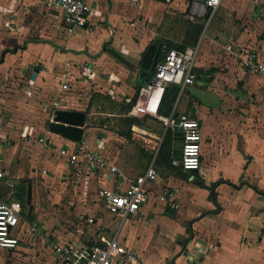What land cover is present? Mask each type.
Instances as JSON below:
<instances>
[{"label": "crops", "instance_id": "obj_1", "mask_svg": "<svg viewBox=\"0 0 264 264\" xmlns=\"http://www.w3.org/2000/svg\"><path fill=\"white\" fill-rule=\"evenodd\" d=\"M87 3L90 7L87 25L70 32L61 21L59 9L56 8L57 15L46 12L49 7L54 10L48 0H0V71L7 76L15 75V71L18 75H28L34 88L21 92L16 89L14 108L19 107L20 114L15 112L7 123L0 117L3 122L0 136H7L11 130L7 125L13 126L21 117L18 120L29 124L24 126L22 136L41 133L46 140L22 142L34 148L28 151L25 150L28 147L20 148L24 155L19 154L23 158L17 173L26 174L22 166L27 159L25 164L29 160L45 165L41 168L43 177L58 176L67 181L81 169L86 174L82 193L71 198L72 225H60L56 218L55 221L43 219L40 223L24 219L19 246L0 247V250L12 258L19 257L23 251L36 253L34 247L23 245L31 237L30 243L38 240L50 247L51 264H61L53 250L54 242L105 235L116 236L134 248L140 255V264H264V76L244 70L234 54L252 51L264 61L261 38L264 0L259 3L221 0L214 14L209 12L205 0H87ZM167 17H179V20L173 26ZM162 21V28L167 29L170 24L168 36L158 31ZM197 21L203 22L204 28L198 41L186 46L198 47L195 69L199 76L194 84L186 86L183 92L180 90L174 105L176 113H192L195 108V117L201 122V162L196 169L186 170L155 163L166 129L154 151L151 131L146 126L142 129L135 126L134 132L126 137L120 133L127 128L122 122V128L117 127L115 133L97 121L99 117L116 114L108 102L121 110V103L129 102L137 88L140 90L151 79L155 65L152 70L142 66L149 46H156L158 57L166 45L161 42L185 43L189 22ZM182 24H186L184 32L180 31ZM228 36L231 42L225 45V55L217 46ZM15 46L18 47L12 52ZM223 63L225 66L219 68ZM65 78L70 82L67 89L62 88ZM36 92L39 96L47 92L56 94L51 101L53 111L59 97L63 98L59 108L87 113L81 141L52 132L42 123L34 124L37 115L25 99L32 100L38 96ZM88 92L91 94L88 103L82 107L79 98ZM184 95L186 99L180 107ZM100 106H104L100 114L105 116H99ZM127 115L143 116L128 112ZM153 125L148 124L149 128ZM135 139L138 144L133 143ZM182 143L181 134L175 139V147L179 146L180 151ZM101 144H105L104 152L117 167L116 173L90 170L82 160L71 164L60 151L52 149L70 146L76 150H96ZM6 151L10 157L14 152L11 145L0 144V153ZM142 151L144 161L140 167H134ZM153 161L159 178L148 183L147 202L126 218L108 211L101 190H127L132 180ZM2 171L9 180L6 174L10 170ZM29 173L26 177L30 180L37 175L32 168ZM219 180L225 181L213 187ZM167 184L172 193L162 198ZM53 187L54 195H61L58 187ZM54 195L48 197L54 199ZM88 216H94L95 225L92 231H82L85 227L81 218ZM35 223L40 224V230L32 233L29 225ZM1 259L0 256V262ZM33 260L37 262L38 258Z\"/></svg>", "mask_w": 264, "mask_h": 264}, {"label": "built area", "instance_id": "obj_2", "mask_svg": "<svg viewBox=\"0 0 264 264\" xmlns=\"http://www.w3.org/2000/svg\"><path fill=\"white\" fill-rule=\"evenodd\" d=\"M54 8L60 10L61 21L65 23L67 30L73 32L74 28L87 25L89 5L87 0H48ZM259 3L260 0H254ZM205 4L211 14H214L221 0H205ZM199 50L197 46H186L183 49L167 48L162 46V56L155 63L154 73L148 82L140 87L139 99L128 111L131 115L154 116L163 120L167 126L178 129L182 134V148L179 157L172 160L175 166H181L186 170L196 169L201 162L202 129L201 122L189 112L174 110L170 116L159 113L169 84L181 86V92L188 85L194 84L198 79L196 72V60ZM244 70L264 76V61L256 53L245 51L241 55V64ZM69 79L65 78L62 88L70 86ZM63 98L54 102V111L62 105ZM24 138L29 141L44 142L45 137L41 133H25ZM99 149V150H98ZM96 150H76L70 146L60 149L61 155L67 157L69 163L75 164L83 161L88 164L90 170L106 171L107 174L116 173L117 167L112 164L110 158L104 152L105 144L99 145ZM82 158V159H81ZM111 172V173H110ZM0 177L4 172L0 170ZM159 178V172L153 162L143 173L132 180L129 188L118 192L102 189L101 197L104 207L122 218L136 213L149 199L148 183ZM170 185H165L162 198L172 193ZM23 203L16 199H8L0 194V247L15 249L21 243V222L23 218ZM84 229L92 231L95 225L94 216L81 218ZM32 232L40 230L35 224L29 225ZM24 230V229H23ZM96 232V231H95ZM94 232V234H95ZM53 250L59 256L61 264H140L139 253L130 246L122 243L116 236L101 235L98 238L86 240H67L53 243Z\"/></svg>", "mask_w": 264, "mask_h": 264}, {"label": "rangeland", "instance_id": "obj_3", "mask_svg": "<svg viewBox=\"0 0 264 264\" xmlns=\"http://www.w3.org/2000/svg\"><path fill=\"white\" fill-rule=\"evenodd\" d=\"M47 13H54L57 15L58 11L56 10V8L51 9L50 7L46 10ZM166 13H168V10L166 11ZM169 14V13H168ZM209 16H211L209 14ZM208 16V17H209ZM216 17V14H215ZM264 18V17H263ZM47 20V19H46ZM179 20L178 18H168L167 17V21L168 22H172L173 26L176 23V21ZM208 20V18H207ZM206 20V21H207ZM48 22V21H47ZM167 23V22H166ZM158 24V23H157ZM156 24V25H157ZM162 24V25H161ZM163 21L162 23H160L158 25V31L159 33H163L164 35H169V31H167L169 29L170 24L168 23V27L166 28H162L161 26H163ZM186 27V24H182L181 26V32H184V28ZM178 30V29H177ZM176 30V31H177ZM179 31V30H178ZM163 35V36H164ZM161 38H164V37ZM221 43L217 46V48L223 52L226 55V49H225V45L229 42H231L230 37H226L225 39L220 41ZM238 49V48H237ZM239 51V50H236ZM240 52V53H239ZM238 53H234L236 54V56L234 54H232L233 56H235L237 58V61L239 63V65L241 64V54L242 52L239 51ZM200 53V52H199ZM230 56V55H229ZM221 67L225 66V63L219 65ZM15 75H9L7 76V74H4V72L1 70L0 71V117L6 119L7 120L14 115V113L16 112L17 115L20 114V108L16 107L17 109H15V105H16V100H17V96L16 94L18 93L16 91V89H18L19 92L21 91H28L31 88V82H29L30 77L27 75H18V71H15ZM35 95H38L39 93L36 92L34 93ZM90 92H88V94L84 97H80L79 98V102H82V107L85 106L88 103V99L90 96ZM27 96V95H26ZM25 96V97H26ZM56 96L55 93H49L47 92L44 93L43 96H35L32 100L28 99V97L25 99L26 102L31 103L32 104V109L34 114L37 115L36 119L33 121L34 124H41L42 126H44L46 129L48 128V124L51 120V113L53 111L52 108V104L51 101L52 99ZM186 96L184 95L180 104V107L184 105L185 102V98ZM43 102H47V106L43 105ZM105 102V101H103ZM80 105V103H79ZM81 106V105H80ZM108 106L111 107L110 109H113L112 111H114L116 114H113L112 116H108V117H99V121H97V123L99 124H106L111 131L118 133L117 127L122 128L121 126V120L120 117L124 114L123 112H121L122 110H120V107L118 106H111L110 102H108ZM104 110V106H100L97 108V111H99V116H105L103 114H100V111ZM147 116V115H143L142 117ZM21 118V117H20ZM17 118V123H13L12 125H7L9 126V128L11 129L10 131H6L8 133L7 136H0V144H8L11 145V147L13 148V153L11 154L12 156H7L8 151H6L5 154L0 153V169L4 170V168H7L10 170V172L8 174H6L7 177H9L10 179L13 180H20L19 183H14V182H9V181H5L3 182L2 188H1V194L8 198V199H16L19 201H22L23 203H25V212L28 214H32L31 216L33 217L32 220L30 221H36V222H41L43 221V219H52L53 221H55L58 219V222H60L61 224H66V225H72V213L71 211H73V200L71 199L72 197H76L78 198V194L82 193L83 190V185H84V177H85V172L83 171V169H81V171H77V174L70 175L71 178L68 179L67 181H64L61 177H43V174L41 173L42 171V167H45V165L43 163H41V161H37V162H32L28 160V163L25 164L24 162L27 161L24 160L23 162V170L24 172H26L25 175H23L24 173H21V175H18V168H19V164H20V160L23 157L19 158V154H23V152H21L20 148L23 147H28L25 150L28 151L31 147L34 148V146H27V145H23L22 142H27L28 144L33 143L34 141H29L27 138H24L22 136V130L24 128V126L29 125L27 124V122H25L24 120L20 121ZM149 119V120H148ZM146 120V130L151 131L150 135H152V141H150L153 146H154V151H156V149L158 148V144L160 143V140L162 139V135L166 129V123L163 120H159V118H157L156 120H150L151 118H148ZM16 121V120H14ZM13 122V121H12ZM3 123L2 121H0V124ZM155 124L153 126L155 127H150L148 126V124ZM5 125V124H4ZM6 126V125H5ZM125 128V126L123 127ZM153 128V129H151ZM137 133H140V131H137ZM143 135V134H141ZM115 139V138H114ZM133 143L138 144V141L132 140ZM26 143V144H27ZM35 143V142H34ZM114 141H113V148H115ZM179 145V144H178ZM52 147V145H51ZM176 148H179L176 147ZM52 149L54 151H57L59 153L60 149H55L54 147H52ZM113 151V150H112ZM143 152V151H142ZM140 153L141 156L139 158V160H135L134 161V167H140L142 162L144 161V152ZM52 155H54V153L52 152ZM148 160L151 159L147 158ZM143 160V161H142ZM32 162V163H31ZM31 168L34 171H37V175H34V177L31 179L32 181V201L30 204H28L27 201V193L24 192L23 193V198H19L17 197V194L19 192H21V189L18 188V185L23 182V180H27V174H30L29 172H31ZM42 168V169H41ZM28 172V173H27ZM20 174V173H19ZM25 176V177H22ZM69 176V177H70ZM73 176V177H72ZM46 179H49L48 181L44 182ZM99 179V178H97ZM96 179V180H97ZM25 183H27V181H25ZM56 185L59 189L61 193V195H54V193L52 192V188H54L53 186ZM25 187H27V184L25 185ZM25 189V188H24ZM92 193H95L94 190H91ZM57 192V191H56ZM78 193V194H77ZM90 193V194H92ZM54 195V199H50L48 197V195ZM56 196H60L59 198H57ZM32 206L33 208V213H30V207ZM115 217H117V215H114ZM38 223V225L40 226V224ZM32 233H36V232H32ZM31 237H28L26 239V242H23L24 246H30V247H34L36 249V253L34 251H32V253H24V251L22 252V254L19 255V257H10L9 255H7V253H4L3 251L0 250V256H1V262L0 264H51V253H50V247L46 246L45 242L43 241H32V243H30V239ZM30 251V250H29ZM30 256H32V259L29 260ZM28 257V258H27ZM38 258L37 262H34V258ZM27 258V261L26 259ZM155 262V260H154Z\"/></svg>", "mask_w": 264, "mask_h": 264}, {"label": "trees", "instance_id": "obj_4", "mask_svg": "<svg viewBox=\"0 0 264 264\" xmlns=\"http://www.w3.org/2000/svg\"><path fill=\"white\" fill-rule=\"evenodd\" d=\"M188 12V10H187ZM189 30L186 33V42L185 43H176L173 41H164L161 42V44H166L167 48H178L183 49L186 47V43H196L199 39V36L204 28L203 22H189L188 24ZM192 33V34H191ZM194 34V35H193ZM194 38V41H192ZM261 38L264 39V31L261 35ZM191 40V41H190ZM18 46H15L11 49V51H15V49ZM162 56V51L159 52L157 60H159ZM139 88V87H138ZM137 88V93L131 98V100L127 103H121V110L123 111V115L120 117L121 122L123 125H126V130H121L120 133L125 135L126 137H129L135 130V126L140 127L141 129L146 126V120L148 117L151 116H129L127 115V112L131 109L133 104L136 102L138 98L139 89ZM181 86L178 84H169L166 87L165 95L162 101V106L159 111L161 115L164 116H170L174 110V105L176 103V100L178 98V95L180 93ZM180 132L176 131L175 128L171 126H166V132L164 134V138L162 140L161 146L159 148V151L156 156L155 163L157 164H165L167 166L175 167L172 164V160L175 157H179L181 154V151L179 148L175 147V139L179 137ZM176 168V167H175ZM177 168L181 169V166H178ZM27 180H23L18 185V188L21 189V192L17 194V197L23 198V193H27V187L25 183ZM225 180H219L217 182L213 183V187L217 186L219 183H222ZM3 182L0 181V194H1V188H2ZM25 188V189H24ZM22 202V201H21ZM27 202V201H26ZM23 203V202H22ZM24 212H23V218L27 221L32 220V214H28L25 212V203H23Z\"/></svg>", "mask_w": 264, "mask_h": 264}, {"label": "water", "instance_id": "obj_5", "mask_svg": "<svg viewBox=\"0 0 264 264\" xmlns=\"http://www.w3.org/2000/svg\"><path fill=\"white\" fill-rule=\"evenodd\" d=\"M155 50L156 46L154 44L149 46L143 58V68H149L151 70L153 69L157 61V54H155ZM191 115L195 117V108L192 109ZM86 117L87 113L82 110L58 108L55 110L53 118L48 124V128L52 132L62 134L70 140L79 142L82 139L84 128L86 126ZM0 181H9L14 183L20 182V180H7L5 177H0ZM31 201L32 181L30 179H27V203L30 204Z\"/></svg>", "mask_w": 264, "mask_h": 264}]
</instances>
